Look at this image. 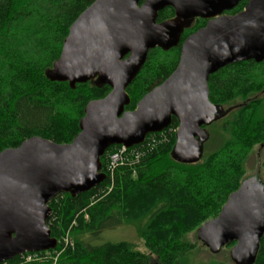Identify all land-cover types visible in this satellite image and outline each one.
<instances>
[{
	"label": "water",
	"instance_id": "1",
	"mask_svg": "<svg viewBox=\"0 0 264 264\" xmlns=\"http://www.w3.org/2000/svg\"><path fill=\"white\" fill-rule=\"evenodd\" d=\"M95 0L71 25L61 55L46 77L77 85L109 87L91 101L80 121V133L69 144L34 136L17 148L0 152V264L31 253L55 250L47 221L50 202L61 194H86L107 179L101 158L113 146L132 148L148 135L178 121L172 158L195 164L209 139L206 129L227 113L210 101L209 79L230 65L264 62V0ZM141 2H143L142 5ZM175 18L158 23L160 11ZM196 19L207 24L182 43L176 70L128 111L127 93L157 48L180 45ZM216 256L230 251L233 264H255L264 237V184L259 174L245 179L218 217L196 232Z\"/></svg>",
	"mask_w": 264,
	"mask_h": 264
},
{
	"label": "trees",
	"instance_id": "2",
	"mask_svg": "<svg viewBox=\"0 0 264 264\" xmlns=\"http://www.w3.org/2000/svg\"><path fill=\"white\" fill-rule=\"evenodd\" d=\"M94 2L0 0V152L17 148L34 136L57 144L71 143L80 133L87 105L111 92L109 87L98 88L92 82L72 89L68 83L51 82L46 77L61 55L71 25ZM247 3L243 0L235 10L242 11ZM174 18L175 11L166 8L159 12L157 22ZM206 24V20H196L177 48L150 51L127 89L131 103L126 110H135L147 93L170 77L178 66L183 41ZM209 90L215 105L226 108L243 103L206 128L209 139L199 162L184 164L172 158L176 134L170 148L161 153L150 150L145 141L130 148L128 153L135 154L115 168L110 165L111 156L119 146H113L101 158L102 172L107 175L104 183L86 194H61L50 202L47 225L53 238L58 240L74 220L77 222L70 234L72 245L62 246L65 253L58 264H188V257L198 249L188 238L218 217L229 196L248 178L251 153L256 147L264 149V62L225 67L210 77ZM178 126L173 119L166 132ZM137 154L140 159L134 160ZM261 166L257 174L264 184V162ZM92 197L96 203L88 209ZM84 210L89 220L78 217ZM123 225L136 227L148 253L125 241L100 244L104 231ZM228 263L210 259L205 264ZM3 264L53 262L27 263L18 257ZM255 264H264V237Z\"/></svg>",
	"mask_w": 264,
	"mask_h": 264
},
{
	"label": "rangeland",
	"instance_id": "3",
	"mask_svg": "<svg viewBox=\"0 0 264 264\" xmlns=\"http://www.w3.org/2000/svg\"><path fill=\"white\" fill-rule=\"evenodd\" d=\"M238 11H239L238 9L235 10L236 13ZM235 12H233V13H235ZM236 103L237 104L234 106L226 107L223 109V112L229 111L226 116H228V114L233 112V111H237L239 106H241L243 102L238 101ZM174 134H176V130L171 129L170 131L166 132L165 134L159 136L157 138L158 142L156 144H153L150 147V150L154 149V150H156V152L161 153V152L165 151L166 149L170 148V146L173 144V141H174ZM215 137H216V134H215ZM147 151H148V149H147ZM263 162H264V149L259 150V147L258 148L256 147L254 152L251 153L250 159H249L247 166H246L247 177H251V176L256 175L257 173L261 172L262 171L261 164ZM136 174H132L134 178H136V176H137ZM110 187H111V185H110ZM60 202H61V200L57 201V204H60ZM95 203L96 202H94L93 197L89 198L88 209L93 207V205ZM79 216L84 217L85 220H89L86 210H84L81 213V215L79 214L78 217ZM76 219L78 220L79 218H76ZM76 223L77 222H75V220H74L73 224H71L67 228L68 230L64 234H62L61 237L58 239L59 247H58V249H56L54 251V253H43V255L37 254L35 256H31L29 258H26L27 263H33V262L36 263L37 261L39 263H45V261L46 262L52 261L53 264H58L60 261L61 255H63L65 253L64 250H62L61 248H62V246H64V247L67 246L66 244L69 243V241L70 242L72 241V236L70 234L73 232L72 228L76 227ZM100 237L102 239L100 244H103L105 242H124L125 241V242L135 243L137 246V250H139L143 253H148L147 249L145 248L144 241H142L141 239L138 238L137 229L133 225H123V226H120V227L113 229V230L104 231ZM66 240H68V241L66 242ZM188 240L191 242H194V244H196V246L198 247V249H196V251L193 254H191L190 257H188V260H187L188 264H205L210 259L223 261L225 263H228V261L230 260L229 257H230V251H231L232 247H229V246L225 247L220 254L213 256L209 252V250L207 248H205L204 246L199 248V246H202V244H201V242L198 241L196 234L191 235L188 238Z\"/></svg>",
	"mask_w": 264,
	"mask_h": 264
},
{
	"label": "built area",
	"instance_id": "4",
	"mask_svg": "<svg viewBox=\"0 0 264 264\" xmlns=\"http://www.w3.org/2000/svg\"><path fill=\"white\" fill-rule=\"evenodd\" d=\"M165 133H166V130L164 132H162V133L150 134L145 139V142H147L146 143L147 146L151 147L153 144H156L158 142L157 138L159 136L165 134ZM129 149L130 148H125L124 146H119L118 151L113 156H111L110 165H111L112 168H115L116 165H118V164H123L127 160V157H130L129 154H131V155H134L135 154V152L128 153V150ZM139 159H140V154H137L135 156V159L134 160H139ZM68 244H71L72 245V243H67L66 245L68 246ZM36 254H38V253L25 254L24 256H21V257L26 259V258H29L31 256H35ZM26 261H27V259H26Z\"/></svg>",
	"mask_w": 264,
	"mask_h": 264
},
{
	"label": "flooded vegetation",
	"instance_id": "5",
	"mask_svg": "<svg viewBox=\"0 0 264 264\" xmlns=\"http://www.w3.org/2000/svg\"><path fill=\"white\" fill-rule=\"evenodd\" d=\"M241 2H242V1H241ZM248 2H249V0H248ZM142 4H143V2H141L140 5H142ZM239 4H240V3H239ZM237 7H238V6H237ZM237 7H236V8H237ZM236 8H235V9H236ZM235 9L232 10V11H230V12H225L223 15H235V14L239 13V12H237V13H233V12H235ZM243 10H244V9H243ZM243 10H242V11H243ZM240 12H241V11H240ZM196 20H198V19H196ZM196 20L193 21L191 27L195 24ZM191 27H189V28H187V29H190ZM187 29H185V31H186ZM185 31H184V32H185ZM183 34H184V33H183ZM182 36H183V35H182Z\"/></svg>",
	"mask_w": 264,
	"mask_h": 264
}]
</instances>
